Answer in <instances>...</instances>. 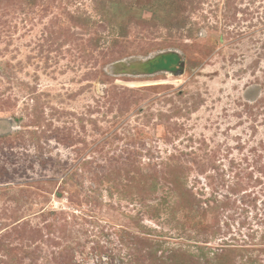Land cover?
Returning a JSON list of instances; mask_svg holds the SVG:
<instances>
[{
    "label": "rangeland",
    "instance_id": "rangeland-1",
    "mask_svg": "<svg viewBox=\"0 0 264 264\" xmlns=\"http://www.w3.org/2000/svg\"><path fill=\"white\" fill-rule=\"evenodd\" d=\"M0 264H264V0H0Z\"/></svg>",
    "mask_w": 264,
    "mask_h": 264
},
{
    "label": "trees",
    "instance_id": "trees-1",
    "mask_svg": "<svg viewBox=\"0 0 264 264\" xmlns=\"http://www.w3.org/2000/svg\"><path fill=\"white\" fill-rule=\"evenodd\" d=\"M162 64H163V63H162ZM165 202H166V201H165V200H163V203H164V204H165ZM166 206L168 207V205H167V204H166Z\"/></svg>",
    "mask_w": 264,
    "mask_h": 264
}]
</instances>
